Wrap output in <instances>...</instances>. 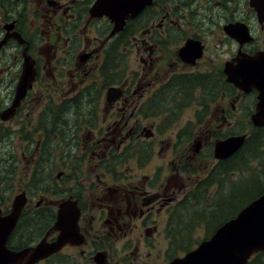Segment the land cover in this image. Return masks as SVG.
<instances>
[{
  "label": "flooded vegetation",
  "instance_id": "1",
  "mask_svg": "<svg viewBox=\"0 0 264 264\" xmlns=\"http://www.w3.org/2000/svg\"><path fill=\"white\" fill-rule=\"evenodd\" d=\"M96 1L0 0V234L24 194L10 250L55 242L62 208L76 222L34 264H169L214 234L199 240L210 216L179 211L219 187L243 148L215 155L231 117H251L264 92L227 71L262 77L264 0H146L113 35ZM26 57L34 78L16 104Z\"/></svg>",
  "mask_w": 264,
  "mask_h": 264
},
{
  "label": "water",
  "instance_id": "2",
  "mask_svg": "<svg viewBox=\"0 0 264 264\" xmlns=\"http://www.w3.org/2000/svg\"><path fill=\"white\" fill-rule=\"evenodd\" d=\"M145 1L97 0L91 12L93 15L105 12L109 14L110 19L115 22L113 35L124 28L128 14L137 13L145 5ZM257 70L258 67L255 65L227 68L231 82L246 91L253 86H258V82H264V72L263 77L258 78ZM33 78V65L26 57L22 82L15 100L16 104L24 97ZM260 98L257 110L251 116L254 126L257 127L264 126L263 91ZM245 139L246 135H232L219 141L215 147L216 157L226 158L233 155L242 147ZM25 203V195H18L14 201L12 213L6 219L9 225L1 227L6 230V234L5 232L0 234V264H34L57 251L72 239V230L76 226V222L67 217V211L62 208L56 223V228L61 230V234L55 242L48 243L44 238L35 247H28L20 251L10 250L5 241ZM259 251H264V193L245 206L236 217L218 228L210 240L203 241L197 248L189 251L183 257L174 258L169 264H246L248 259Z\"/></svg>",
  "mask_w": 264,
  "mask_h": 264
},
{
  "label": "rangeland",
  "instance_id": "3",
  "mask_svg": "<svg viewBox=\"0 0 264 264\" xmlns=\"http://www.w3.org/2000/svg\"><path fill=\"white\" fill-rule=\"evenodd\" d=\"M250 119V116L244 115L231 117V135L251 132L249 137L254 138L245 150V159L240 161L239 158L235 162L237 165L231 163V167L235 165L238 170H235V172L229 171L226 175H219L216 181L221 183L222 186L220 185V188L215 183L205 191H198L195 198L192 196L193 200L190 203L188 202L186 206L182 205L183 208L179 211L181 222L192 220L193 218L198 221L204 215H207L205 217L210 216L211 227H206L205 224H198L195 229L199 240L214 233L216 230V227H213L214 225L228 218V215L234 216L249 200L255 198L264 190V130L257 131ZM215 133L217 132L215 131ZM246 158L247 162L245 164ZM51 165L53 167V164ZM30 170L27 164H23L24 172ZM226 178L229 179V182L224 183ZM232 178H239V181L232 183ZM189 243V241L180 243L183 251L198 244L197 240H194L189 247ZM249 264H264V254L255 256Z\"/></svg>",
  "mask_w": 264,
  "mask_h": 264
},
{
  "label": "trees",
  "instance_id": "4",
  "mask_svg": "<svg viewBox=\"0 0 264 264\" xmlns=\"http://www.w3.org/2000/svg\"><path fill=\"white\" fill-rule=\"evenodd\" d=\"M259 130H261V129H258L257 128V131H259ZM254 138H252V137H249L248 139H247V142L245 143V145L243 146V148L241 149V151L237 154V156L235 155L234 157H232V159H231V163H235V162H237V160L240 158V161H243L244 159H245V154H244V152H245V150L247 149V146L250 144V142L253 140ZM242 157V158H241ZM246 162H247V158H246V161H245V164H246ZM236 165H237V163H235ZM237 167V166H236ZM235 167V165L234 166H232L231 167V171L232 172H235V170H238L237 168ZM243 168H245L244 166H243ZM238 175H241V174H238ZM237 177H241V176H237ZM239 178H236V179H234V178H232L231 179V182L232 183H234V182H236V181H239ZM264 192V190L261 192V193H263ZM260 193V194H261ZM260 194H258L257 196H259ZM257 196H255V198L257 197ZM254 199V198H253ZM253 199H251V200H253ZM251 200H249L247 203H249ZM246 203V204H247ZM245 204V205H246ZM244 205V206H245ZM238 212V211H237ZM236 212V213H237ZM235 215V214H234ZM233 215H230V217H232Z\"/></svg>",
  "mask_w": 264,
  "mask_h": 264
}]
</instances>
